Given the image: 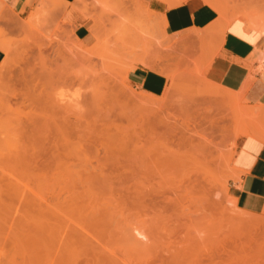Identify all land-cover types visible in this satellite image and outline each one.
Masks as SVG:
<instances>
[{"label":"rangeland","instance_id":"obj_1","mask_svg":"<svg viewBox=\"0 0 264 264\" xmlns=\"http://www.w3.org/2000/svg\"><path fill=\"white\" fill-rule=\"evenodd\" d=\"M42 1L35 0L29 11L23 9L17 11L14 5L5 4L0 14V33L2 32L0 40H6L8 46L6 45L5 48H9L5 50L0 43L6 53L5 60L0 66V109H4L6 112L0 110V115L2 113L10 114L8 116L10 117L13 114L12 117H14V112H16V115L20 114L18 117L21 116L23 120V118L30 116L29 112L24 117L26 114L24 110L27 112L31 111V108L32 110L38 109L39 111L36 110L38 115L40 111L43 112V107L47 111L45 112L44 109L42 114L48 112L49 115L53 114L48 115L47 119V114L43 116L39 114L41 119L43 117L44 122H41L40 125L44 124L42 129L45 130H42L41 134L40 130L38 136L35 137L36 139L41 137L39 140H43L44 143L40 141L41 144H35L37 152L34 150L35 147H33V151L39 153L40 158H43L41 161L46 159L47 156L63 152L62 147L66 146L64 144L66 142L65 138L69 136L67 150L75 155L76 153L86 155L91 159L94 166L103 155L119 154L120 165L118 161L117 164H109L108 169V165L104 167L100 164L101 167L108 169L105 173L112 178L118 176V174L125 175L124 177L120 176L118 179L119 181L120 178L123 180L133 169L136 172L138 169V174L141 171L143 172L141 173L145 176L140 174V183L135 184L136 186L139 185L141 190L144 191L143 199L146 200V207L143 208L145 211L141 209V214L148 213V216H143L145 219L143 227L148 237L141 240L144 246L139 245L141 241H138L137 244L141 251H137V253H142V256L135 253L132 257L135 263L162 264L164 262L167 264L170 262L167 249L170 246H182L185 236L187 238L195 234L196 236H209V242L218 247L219 254L215 258L216 261H221L220 257H223V264L227 260L230 262L227 261L226 264L232 261L235 264L236 258H238V262H236L240 263L239 261L243 262L245 258L248 259L253 254L251 262L256 264L258 258L255 257V254L257 251H264V226L262 224L264 223V213L256 215V217L258 216V223L254 225L259 226V228L252 227V223H249L250 226L248 221H245L248 227L245 224V227H242L243 225H240V223L236 225L237 223L235 224L233 221L232 223L235 225L229 223V220H227L229 216L227 217V215H230V218L232 216L239 218L248 216V214H244L243 211L234 206V201L228 193V182L234 176V155L241 138L237 137V133L242 129L240 125L243 123L244 126L241 125L243 128L252 126L251 123L247 125L245 123L249 120L250 122L253 121L256 117L248 116L247 112L250 109L260 108V104L264 105V99L253 100L248 97L247 93L244 98H240L238 96L239 91L237 94V92L223 88L221 85L209 80L204 68V55L208 46L201 45L200 42L197 44L195 38L203 41L209 36L214 37L219 30L225 32L226 27L224 26L227 24L219 29V23L222 24L223 22L222 18L230 19L231 16L237 15L248 5L250 9L247 7L245 13L250 11L249 14L251 15L253 11H257L256 13H259V16L263 15L264 0H239L240 2L237 1L239 6L235 8H233L232 0L229 4L226 3L228 0H204L205 3L212 5L219 14L215 24V27L218 28L209 29L202 33L192 31L181 37L178 35H163L160 30L161 22H156L153 19L143 0H119L117 7L102 5L98 0H74L73 3L57 0L59 2L56 3L54 9L46 8ZM182 1L186 0H167L165 3L168 6H173ZM259 4L263 6L256 7ZM223 5L228 6L224 7ZM257 14L255 15L257 16ZM261 18L264 19L263 16ZM85 20L90 34L86 38L80 39L77 35V27L80 22ZM142 63L145 67L167 76L168 84L163 93L158 95L148 93L131 82L130 72ZM34 74H39L36 77L39 76L42 82L37 78V81L33 80L32 76ZM64 78L68 80L63 81ZM30 80H33L32 83ZM33 82L36 83V86L33 85ZM27 95L33 97L32 99L29 96L27 97L32 101L25 102L27 98L24 97ZM34 96H37V101ZM6 99L10 100L6 101ZM4 101L9 102L12 106L7 105ZM40 103L41 105H39ZM26 105H29V108ZM7 106L11 109L14 108V112L12 113ZM96 106L99 108L97 107V109ZM25 107L27 108L25 109ZM33 107L36 109H33ZM94 107L96 110L93 111ZM6 108L8 109L6 110ZM241 109L244 111L248 109L245 115L242 116L244 118L248 117L247 121L244 118L240 119L241 115H238V113ZM104 110L110 111L109 114L106 115L108 112L105 113ZM16 115L14 119H17ZM35 116L36 113L33 115L32 112V117H38V120L39 116ZM3 117L6 120L9 119L6 116ZM29 118L30 123H26L27 125H30L32 121V118ZM48 119L49 121H47ZM2 120L5 122L3 118ZM3 121L0 118V122L3 123ZM63 129L64 131H62ZM59 136H62V138L60 139ZM12 139L15 140L14 137ZM15 141L17 142V140ZM119 141H122V144ZM102 144L106 146L105 149ZM10 145L12 146V144ZM119 147L123 149L120 148L119 150ZM43 154H46L45 157ZM167 155L172 156L170 158H174V162L171 161L162 168L167 172H164V185L165 180H169V176L176 175L172 177L174 180L170 178L172 181L166 183L170 187L165 185L166 187L162 188L164 192L160 189L164 193L163 195L168 198L165 204L167 206L164 207L163 202L165 200L162 202L156 194L159 184L158 179H161V177L155 171L153 172V169H157L155 159ZM122 156H132V160L135 156L139 157V162L137 159L132 161L139 168H134L133 165V169H128L132 166L130 165L132 162H127L130 165L128 166L124 162L125 157ZM200 158L210 160L212 163L210 168L214 169V175L210 176L202 170L201 166L198 167L197 159ZM126 161H131V159L127 158ZM116 165H119V167ZM123 165L124 167L121 168ZM39 168L37 170H35L36 167L33 169L36 172L27 171L29 174L26 175L30 177L29 183L26 180L29 177L25 176L24 172L22 174L18 173L23 183L20 181V184L14 185L15 188L10 185V188L8 187L9 189L5 190L7 195L4 194L6 196L4 198L7 203L3 207L5 211L3 210L4 215H2L4 216L2 221L4 232L0 229V264L41 263L36 235L40 218L38 217L40 206L36 203H39L40 194L51 200L52 192L51 186L48 185L47 187L45 182L46 187H44V185L42 186L43 183L39 184L38 181L40 180H37V178H49L51 169H48V171ZM170 168H174L172 170H175V172L177 170V172L174 173ZM41 170L43 171L41 172ZM156 171L158 172V170ZM85 172V169L82 168L81 173L84 174ZM113 173L116 175L114 174V176ZM153 174L157 175L156 179ZM118 180L116 181L118 182V185L116 183L117 190H114L113 193L117 197L120 196L119 198L124 194L125 196L123 195L122 198H125L126 202L129 203L128 207L132 208L129 200H132L137 188L131 180L129 182L124 179L125 181L123 180L124 182L121 184ZM156 181L157 183H155ZM127 182L130 184H128L129 187L126 185ZM26 183L29 185L27 186ZM174 184L176 187L179 185V187L176 188ZM171 186L173 187L171 188ZM124 187L131 190L126 189L127 192L129 191L127 193ZM173 188L176 189L175 192ZM168 189L171 190L167 192ZM24 192L29 193L30 196L27 197L28 194ZM118 192L121 194L119 195ZM35 193H39L38 196ZM175 193H177V196ZM17 194H19L20 200H17ZM178 195L180 202L177 199ZM169 200H172V204L171 202L169 204ZM174 203H177L176 206ZM22 206L25 208L22 209ZM132 212L135 213L136 211L133 210ZM34 215L37 216V219ZM178 215L181 217L183 225L189 222L191 224L194 221L197 232L194 227L190 228V233L187 229L188 225L183 226L180 222L181 225L177 224L176 217ZM23 216L27 218L25 219ZM33 221H36L37 224ZM33 224L36 226H33ZM186 232L188 236L184 235ZM147 248L150 250H147ZM49 252L47 255L48 261L51 255L50 249ZM245 255L247 256L245 257ZM141 257L146 261H142ZM239 257L245 258L241 260ZM38 259H40V263L37 261Z\"/></svg>","mask_w":264,"mask_h":264},{"label":"bare ground","instance_id":"obj_2","mask_svg":"<svg viewBox=\"0 0 264 264\" xmlns=\"http://www.w3.org/2000/svg\"><path fill=\"white\" fill-rule=\"evenodd\" d=\"M98 1L102 5L109 6V7H117L119 5V0H98ZM162 1H167V0H162ZM237 1H239V0H232V3H233L232 5H234L233 8L239 6V4L237 3ZM259 1H262V0H259ZM58 2L59 1H57V0H43L42 1L43 5L46 8H48V9H54L55 6H56V3H58ZM226 3L229 4L230 3V0H228V2H226ZM243 3L245 4V2H243ZM254 4H256V3H254ZM261 4H259L260 6L259 5H257V6L255 5V6L258 7V8H260V7L263 6V5L261 6ZM227 6L228 5H225L224 7H227ZM242 6L245 8L244 5H242ZM60 7H62V6H60ZM252 7H254V6H252ZM262 8H264V6ZM245 9H243L244 12L243 11H240L237 15L235 14L234 16H231L230 19H226V18L223 17L222 18L223 19L222 24L220 22V29L222 28L221 26H223L224 24H227L226 26H224V27H227L229 25V23H231L234 19H241V20H243V21L246 22L247 27H248V30H250V29H257V30L261 31L264 34V19L261 18L262 16L264 17V13H262L263 15H260L259 16V13L258 14L256 13L257 11L254 12L252 10L253 12L252 11L251 12L253 14L254 13L257 14V16L255 14L254 15L253 14L250 15L249 14L250 11L247 10V11H249V13L248 12L245 13ZM248 9H250V8L248 7ZM38 17H39V15H38ZM34 20H36V19H34ZM29 30H30V28H29ZM1 34H2V32L0 33V35ZM0 39H1V37H0ZM6 42H7L6 40L5 41L4 40L3 41L0 40V43L3 45V47H4L5 50H7V48H8V47L5 48V46L7 45ZM132 68H133V66H132ZM37 75H39V74H37ZM37 75L34 74V76H32L34 78L33 80H36V78L37 79L40 78L39 76L36 77ZM33 80H30V82L32 83ZM40 80L41 79H39V81ZM65 80H68V79L67 78H64L63 81H65ZM39 81H38V84H39ZM40 82H42V81H40ZM13 83H15V82H13ZM35 84L36 83L33 82V85H35ZM37 86H39V85H37ZM26 90H28V89H26ZM242 90L239 91V95L238 96L240 98H244V96L242 94L244 91H242ZM12 94L14 95V93H12ZM237 94H238V92H237ZM22 95H23V93H22ZM24 95H26V94L24 93ZM28 96L31 97V99L33 98L31 95H27L24 98L26 99ZM142 96H144V95H142ZM149 96H151V95L149 94ZM36 97L34 96L35 100H36ZM31 99H28L27 98V101H25L24 99L23 100L25 102H28V100L30 101ZM7 100H10V99H6V101ZM143 100H144V97H143ZM143 100H141V101H143ZM149 100H147V101H149ZM6 101H4V102L8 105L9 102L7 103ZM41 101H42V99H41ZM45 102H46V100H45ZM21 104H22V102H21ZM32 104H33V102H32ZM39 105H41V103ZM260 105H261L260 108H257V109H254V110H251V109L250 110L246 109L245 111L243 109L239 110L238 115H241L240 116L241 117L240 119H243L244 118L242 116L245 115V112L247 110H248V112H247L248 116H250V117L251 116H253V117L255 116L256 119H254L251 122L249 120V122L245 123L246 125L248 123L249 124L251 123V125H252V126H249V127L247 126L245 128L241 127V125L244 126V124L241 123L243 121L242 120H241V122L239 121L241 123L240 128H242V129L237 133V137L245 135V136H251V137L259 138V139H261V140L264 141V105H262V104H260ZM9 106H12V105L9 104ZM26 106L28 107L29 105H26ZM27 107H25V109ZM97 107L98 106H96V108ZM8 108H10V107H8ZM8 108H6V110ZM30 108H31V106H30ZM41 108H42V106H41ZM96 108L93 109V111L96 110ZM13 109H11L12 113L14 112ZM33 109H36V108L33 107ZM44 109L45 108L43 107V109H42L43 112H44ZM3 110L4 109H2L1 111L3 112ZM30 110L33 112V115L36 113V116L35 117L39 116V119L38 120H37L38 117L37 118H33L32 117V112L31 111H27L26 112L25 110H24V112L26 114L24 115V117L27 114H29V112H30V114H29L30 116L26 117L25 118L26 120L23 118V120L28 121V122H25V121L23 122L22 117L21 116H20L21 118L18 117L20 114L19 115H16L17 114L16 112H14V117L16 115L17 119H14V117H12L13 114H11L12 116H10L11 119H13V120H11L10 117H8L10 114L8 115V114L2 113L0 115L1 116L0 117L1 118V121H3L2 118L5 120V122L3 121V123L0 122V126L3 125L0 128V211H1L0 212V215H1L0 216V229L3 230V228H4L3 227L4 226V223L2 222L4 220L3 219L4 216H2V215H4L3 210L5 209L3 207H5L4 205H6L5 203H7V202H5V201H7L5 199L6 196L4 195L7 192L5 190H8L10 188L9 187L10 185H13L14 186V185L20 184V181H21L20 177L21 176L19 177L18 176L19 175L18 173H21L22 174L24 172L25 173V176H28L29 177V175H26V174H29L28 172H30V170L31 171H35L39 167L41 169H45V170L51 169V174H50L51 177L49 176V178L46 177V178H42V179H38L37 178V180H40L41 181V182L38 181L39 184L40 183H43L42 186L44 185V187H46L45 186V182L47 184V187H48V185L51 186V192H52L51 195H52V198H53V199L51 198V200H48L47 198L44 197V195L40 194V197L38 198V202L39 203H36V204H38L40 206V211L38 210L39 211V216L38 217H40V218H39L38 224L36 223L37 220L36 221H33V222L38 225V227L36 228L37 231L36 230L35 231H36L37 240H38L37 243L39 244V250L38 251H39L40 257H41V260L38 259L37 261L39 262V260H40V262H41V263L39 262L40 264H138V263H135L132 260V257H134L133 255L135 253H137V251H139V252L141 251V250H139V245L140 244L143 245L142 244L143 242L141 240L147 239V237H148L147 236L148 234H146L147 232H146V230L143 227V222H145V219H144L143 216L144 215H145V217H146V215L148 216V213L145 212V214H141V212H142L141 209H143L144 207H146L145 206V201L146 200L144 201V199H143L144 191L141 190V188H140L139 185L136 186L137 183H140L139 182V180H140L139 179V175L140 174L141 175H144V174H142L143 173L142 171H141L142 173L140 172V174H138L137 172L139 170L137 169V172H136L133 169V165H134V168L137 167V166H135L136 163H133L132 162L134 159H137V161L139 162V160H138L139 157L137 158V156H135L136 158L134 157V159L132 160V158H131L132 156H122L123 158L125 157V161L124 162H126V163L127 162L128 163L129 162H132V163H130V165H132V166L128 165V163H127V165L130 166V167H128V169H133V170H130V174H127L126 175V178H124V179L126 181H129V182L133 181L134 184L136 183L135 186L137 188L135 190L134 189L135 186L133 187V189L135 190V193H134V196H133L132 200H129V201H131L130 203H131V206H132V208H129L128 207L129 203L126 202L127 200L125 198L124 199L122 198V196L124 194L121 196V198H119L120 196L117 197V195L115 196V194L113 193L114 190H117L116 189V183L118 185V182H116V181L119 179L120 176L122 177L123 175H119L118 174V176H117L115 173H113V175L115 174L116 177H114L115 176L114 175L113 176L114 178H112L111 176L106 175V173H105L109 169L108 168L109 167V164H115V163L117 164V162L119 161V159H118V155L119 154H117V155L114 154V153L109 154V155L106 154V155H103L102 158H99L98 159L99 161L97 160L98 163H99V165L102 164L104 167H106V165H108L107 166L108 169L107 168L106 169L103 168V166L101 167V165L99 166L98 163L96 164V166H94L93 163H92V161H91V159L89 157H87L86 155H81L80 153L79 154L76 153V155H75V154L69 152V150H67L68 147H69L68 146V142H67V139L69 141V138H68L69 136H68L66 138L64 137L65 140H66V142L64 144H66V146L63 145V146H65V147H62L64 149L63 152H61V153H55L54 155L47 156V157H45L46 154L45 155L43 154L46 159H44L43 161H41L43 158L41 159L39 153H36L37 152L36 145H37V143L39 144L40 141L42 142L43 140H39V139H41V137L40 138L37 137V139H38L37 140L35 136L36 135L38 136V132L40 130H41L40 131V134H41V132H43L45 130L44 128L42 129V126H44V124L40 125L41 122L44 123L43 120H42L43 117L41 119V116L39 115V114H42L43 112L40 111V113L37 115L38 112H36V110L39 111L38 109L32 110V108H31ZM1 111H0V113H1ZM46 111L47 110L45 109V112ZM66 111H68V110H66ZM104 111H105V113L108 112V113H106V115H108L109 112H110L108 110L107 111L104 110ZM9 112H7V113H9ZM24 112H23V114H24ZM21 113H22V111H21ZM102 113H104V112H102ZM23 114H21V115H23ZM46 114H42V116L43 115H46V119H47V116L49 115V112L46 113ZM65 114H66V112H65ZM51 115H53V114H51ZM51 115H49V116H51ZM99 115H102V114H99ZM3 116L8 117L9 119L6 120V118L3 117ZM29 117L32 118L31 119L32 121H31V124L30 125H27L28 123H30V118ZM247 118L248 117H245L244 119L247 121L248 120ZM94 119H96V118H94ZM47 121H49V119ZM4 124H6V125L8 124V127L6 128V125L4 127ZM62 131H64V129ZM65 135L67 136V134H65ZM39 136H42V135H39ZM13 137H14L15 140H17V142L12 139ZM45 138H46V136H45ZM61 138H62V136L60 137V139ZM9 139H10V141L13 140L12 142H14V143L10 142ZM123 141H124V139H123ZM15 142H16V144H15ZM101 142H103V141H101ZM43 143H44V141H43ZM120 143L122 144V141ZM10 144H12V146ZM102 145H104V144H102ZM123 146H125V144H123ZM33 147H35L34 150L36 152L33 151ZM105 147L106 146L104 145V149H105ZM122 147H119L118 149L119 150H120V148L123 149ZM113 149H115V148L113 147ZM70 151H72V150H70ZM74 153H75V151H74ZM167 156L166 157H161V158L160 157H158V158L154 157V158H156L155 159V163H156V168L157 169H155V170L153 169V172L155 171V173H158L159 176L162 179V180L161 179H158L159 180L158 181L159 184H158V189L156 188L157 189L156 190V194L158 195L157 198L159 200H162V202L165 200V202H163L164 207L167 206L165 204H166V199H168V198L163 195L164 194L163 193L164 191H163L162 188H165L168 185L166 183L168 181L171 182L172 179H173L172 177H174L176 175L175 174L174 176H171V177L169 176V178H168L169 180L168 181L165 180L166 181L165 182V185L166 186L164 185V177H165L164 176V172L165 173H167V172L165 170H163L162 168L164 167L165 164H167V163L169 164L171 161L174 162L173 161L174 158H170L172 156H168L169 158ZM48 157H51V158H48ZM127 158L128 159H131V161H126ZM197 160H198L197 161V164H199L198 167L201 166L202 170L205 171L206 174H209L210 176H212V174L213 175L215 174L214 171H213L214 169L212 170L210 168V166L212 164L210 162V160L207 161L206 159L204 160V158L203 159L200 158V159H197ZM153 161H154V159H153ZM120 164H121V162L119 163V165ZM119 165H116V166L119 167ZM35 167H36V169H35ZM122 167H124V165L121 166V168ZM78 168H80V170H78ZM82 168H84L85 171H86L84 174L81 173L82 172ZM137 168H139V167H137ZM33 169H35V170H33ZM125 169H126V166H125ZM170 169L172 170L174 168H170ZM156 170H158V172ZM42 171L43 170H41V172ZM173 172L176 173L177 170H176V172H175V170ZM124 173H122V174H124ZM31 174H33V173H31ZM45 175L47 176L46 173H45ZM153 175H154L153 177L156 179L157 178V175L156 174H153ZM116 178H117V180H116ZM170 178H172V179H170ZM29 179H30V177L26 179L28 181V183H29ZM123 180H121V178H120V181L118 180L119 181V184H121V183H123L125 181V180L124 181ZM175 182H176V180H175ZM21 183H23V181H21ZM31 183H32V181L30 182V184ZM155 183H157V181ZM172 183H170V184L173 185ZM36 184H38V183H36ZM128 184L129 183L127 182L126 185L128 186ZM175 184H174V186H175ZM26 185H27V183H26ZM122 185H124V184H122ZM153 185H154V183H153ZM131 186H133V185H131ZM168 186L170 187V185H168ZM125 187H124V190L129 189V188H125ZM155 187H157V186L155 185ZM172 187L173 186H171V188ZM177 187H179V185H177ZM13 188H15V186ZM119 188L121 189V187H119ZM122 188H123V186H122ZM146 188L144 189L145 191H146ZM26 189H28V188H26ZM160 189H162L163 192ZM121 190H123V189H121ZM129 190H131V189H129ZM169 190H171V189H168L167 192H169ZM174 190H176V189L173 188V191ZM25 192H27V190H25ZM41 192L43 193L44 191L42 190ZM120 192H118L119 195L121 194ZM126 192H127V190H126ZM47 193H46V196H47ZM130 193H131V191H130ZM177 193H175L176 196H177ZM25 194H28L27 197L30 196L29 193H25ZM38 194L35 193V195H37V196H38ZM18 195L19 194H17L16 198H18L17 200H20L19 199L20 196H18ZM35 195H34V197H35ZM4 196H5V198H4ZM7 197H9V196H7ZM23 197H25V195H23ZM35 198H34V200H35ZM179 198L180 197L178 195L177 199H179ZM232 199L234 201V206L236 208H238L239 210L243 211L244 214H248V216H243V217H239L238 218L236 216L237 215L236 214L235 215L236 217H233L231 215L232 217L230 218V215H227V217L229 216L228 217L229 219H227V220H229V223H232V221L235 222V224L237 223L236 225H238L240 223V225L241 224L243 225L242 227H245V226L248 227V224L249 223H252L251 224L252 227L253 226H256L254 224H257L258 223V218H257L258 216L256 217V215H258V214L252 213L250 211H246L244 209L239 208L238 207V203L236 204V202H235L236 199H234L233 197H232ZM172 200L171 201L169 200V204H170V202L172 204ZM47 201H49V202H47ZM32 202L34 203V201H32ZM175 202H177L178 204H180L179 203L180 202V199H179V202L178 201H175ZM19 203L20 202L18 201V204ZM21 203H22V201H21ZM160 203H159V205H160ZM148 204H149V201H148ZM176 204H175V206H176ZM22 205H23V203H22ZM149 205H148V207H149ZM173 205H170V206H173ZM25 206H27V205H25ZM152 206H155V205H152ZM160 206H162V205H160ZM24 208L22 206V209H24ZM183 208L185 209V207H183ZM33 209H34V207H33ZM133 210H135L136 212L133 213L132 212ZM27 212H28V210H27ZM48 213H50V214H48ZM162 213H163V210H162ZM23 217L25 219L27 218L25 216H23ZM36 217L37 216H35V218ZM194 220H195V218H194ZM252 220H254L255 222L254 221L252 222ZM176 221L178 222L177 224L181 225L180 223H182V225H183L182 219H181V217L179 215L176 217ZM245 221H248V224H246L247 222L245 223ZM192 222H191L192 225L190 224V222L188 224L185 222L186 224H184V225L185 226L188 225L187 226L188 227L187 229H189V231H190V228H193L194 227L195 231L197 232V230H196L197 228L195 227L194 221H192ZM35 224H33V226H36ZM235 224H233V225H235ZM244 224H245V226H244ZM262 224L264 226V223H262ZM257 228H259V226ZM3 232H4V230H3ZM0 233H1V231H0ZM186 233L184 235H187L188 236V233L187 234ZM190 233H191V231H190ZM201 234H202V232H201ZM191 235H193V234H191ZM135 240H136V243H135ZM139 240L141 241V243L139 242V245H138L137 243H138ZM182 243H183L182 246H172V247L170 246L167 249L168 250V254H169L168 257L170 259V262L167 263V264H223V262H224L223 261V257H220L221 258V261H216L215 260L216 256H218V254H219V249H218L217 246L215 247L213 243L209 242V236H203V235L196 236L195 234H194V236L187 237V238L185 236V238H184V240H183ZM146 245H148V244H146ZM262 247H263V245H262ZM49 249L51 251V255H50V258H49L50 260L48 261L47 255H48ZM260 249H261V247H260ZM147 250H150V249L147 248ZM220 252L222 253V251H220ZM150 253H151V251H150ZM137 254L135 255L136 257H137ZM141 254L142 253H139V256ZM146 254H148V252H146ZM146 254H144V255H146ZM158 254H159V252H158ZM156 255H157V253H156ZM238 256H240V255H238ZM246 256L247 255H245V257ZM251 256L253 257L254 255L252 254ZM251 256H250L251 259L250 258L247 259L245 257H244L245 258L244 259L243 257L242 258L239 257L241 260H243V259L246 260V261L243 260V262L242 261H239L240 263H237L238 262L237 261L238 258L235 259V257H234L235 264H253L251 262L253 260V258ZM146 257H147V255H146ZM255 257L258 258L256 264H264V251H262V252L261 251H257V253L255 254ZM148 258H149V256H148ZM148 258H147V260H148ZM226 258H224V259H226ZM234 259H232V260H234ZM142 261H146V260H144L142 258ZM226 262H225V264H226ZM228 262H230V261H228ZM233 262L234 261H232L231 263L233 264ZM231 263H229V264H231ZM140 264H142V263H140ZM162 264H166V263L163 262Z\"/></svg>","mask_w":264,"mask_h":264},{"label":"crops","instance_id":"obj_3","mask_svg":"<svg viewBox=\"0 0 264 264\" xmlns=\"http://www.w3.org/2000/svg\"><path fill=\"white\" fill-rule=\"evenodd\" d=\"M143 2L153 19L161 22L160 30L165 36L181 37L192 31L202 33L218 28L215 27L218 12L204 0H186L173 6L162 0ZM34 3L35 0H0V14L5 4L14 5L17 11H29ZM89 34L87 21L80 22L78 37L84 39ZM195 40L197 44L208 46L204 68L209 80L235 92L243 89V96L247 93L253 100L264 99V34L261 31L248 30L245 21L234 19L225 32L220 30L214 37ZM5 57L6 53L0 46V66ZM130 78L143 91L156 95L163 93L168 84L166 75L143 64H138L130 72ZM239 137L234 155V176L229 179L228 193L238 199L235 202L239 208L256 214L264 213V141L245 135Z\"/></svg>","mask_w":264,"mask_h":264}]
</instances>
